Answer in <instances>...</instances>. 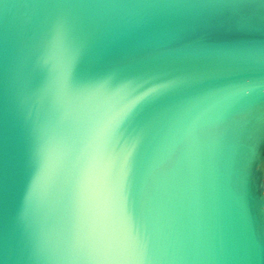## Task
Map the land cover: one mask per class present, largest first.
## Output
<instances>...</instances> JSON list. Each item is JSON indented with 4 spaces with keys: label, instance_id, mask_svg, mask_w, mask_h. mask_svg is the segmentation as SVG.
Listing matches in <instances>:
<instances>
[{
    "label": "water",
    "instance_id": "water-1",
    "mask_svg": "<svg viewBox=\"0 0 264 264\" xmlns=\"http://www.w3.org/2000/svg\"><path fill=\"white\" fill-rule=\"evenodd\" d=\"M0 264H264V0H0Z\"/></svg>",
    "mask_w": 264,
    "mask_h": 264
},
{
    "label": "snow or ice",
    "instance_id": "snow-or-ice-1",
    "mask_svg": "<svg viewBox=\"0 0 264 264\" xmlns=\"http://www.w3.org/2000/svg\"><path fill=\"white\" fill-rule=\"evenodd\" d=\"M154 91H155V89H154ZM124 238H125V241H126L128 244H130V245L135 244V241L133 240V238H132L131 236H129V235H125Z\"/></svg>",
    "mask_w": 264,
    "mask_h": 264
}]
</instances>
